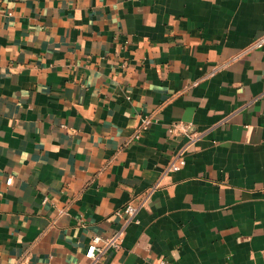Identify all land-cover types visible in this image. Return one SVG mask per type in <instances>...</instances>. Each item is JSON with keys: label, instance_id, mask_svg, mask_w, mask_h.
<instances>
[{"label": "crops", "instance_id": "1", "mask_svg": "<svg viewBox=\"0 0 264 264\" xmlns=\"http://www.w3.org/2000/svg\"><path fill=\"white\" fill-rule=\"evenodd\" d=\"M262 35L264 0H0V264H92L129 203L93 264H264Z\"/></svg>", "mask_w": 264, "mask_h": 264}, {"label": "built area", "instance_id": "2", "mask_svg": "<svg viewBox=\"0 0 264 264\" xmlns=\"http://www.w3.org/2000/svg\"><path fill=\"white\" fill-rule=\"evenodd\" d=\"M257 48H264V35L257 38L246 50L245 52L257 49ZM156 121V117L152 114L144 115L141 118V122L138 125L137 131L134 135V138H139L143 131L148 129L154 122ZM171 128V131L176 130ZM183 129L186 126L182 127ZM186 165V158L183 154L175 155L168 164L167 170L169 172H177L180 171ZM12 178L7 179V183H11ZM138 213H139V206L129 203L122 208L118 212L120 216L123 218V223L121 226L111 235L102 236V235H95L91 239L88 247L86 249V257L92 261V264L97 262L100 258H102L105 254H107L110 250H119L123 247L124 241L127 234V229L130 224L138 223ZM160 264H164V261L161 260ZM154 264V263H150Z\"/></svg>", "mask_w": 264, "mask_h": 264}]
</instances>
